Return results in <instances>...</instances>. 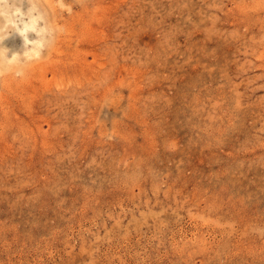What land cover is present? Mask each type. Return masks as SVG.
Returning <instances> with one entry per match:
<instances>
[{"label": "rangeland", "instance_id": "374dc122", "mask_svg": "<svg viewBox=\"0 0 264 264\" xmlns=\"http://www.w3.org/2000/svg\"><path fill=\"white\" fill-rule=\"evenodd\" d=\"M59 22L0 82V264H264V0Z\"/></svg>", "mask_w": 264, "mask_h": 264}, {"label": "clouds", "instance_id": "9594fccd", "mask_svg": "<svg viewBox=\"0 0 264 264\" xmlns=\"http://www.w3.org/2000/svg\"><path fill=\"white\" fill-rule=\"evenodd\" d=\"M84 0H0V82L5 76L23 80L30 66L47 58L66 28L59 16L71 15ZM13 34L22 39L21 50L4 44ZM11 53V54H10Z\"/></svg>", "mask_w": 264, "mask_h": 264}, {"label": "bare ground", "instance_id": "6f19581e", "mask_svg": "<svg viewBox=\"0 0 264 264\" xmlns=\"http://www.w3.org/2000/svg\"><path fill=\"white\" fill-rule=\"evenodd\" d=\"M13 51H19V50L14 49Z\"/></svg>", "mask_w": 264, "mask_h": 264}]
</instances>
